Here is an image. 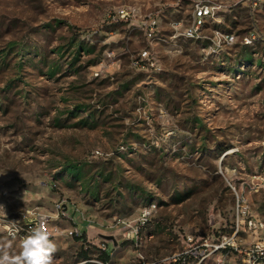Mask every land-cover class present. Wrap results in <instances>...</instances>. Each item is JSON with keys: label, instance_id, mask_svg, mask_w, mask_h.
Masks as SVG:
<instances>
[{"label": "rangeland", "instance_id": "374dc122", "mask_svg": "<svg viewBox=\"0 0 264 264\" xmlns=\"http://www.w3.org/2000/svg\"><path fill=\"white\" fill-rule=\"evenodd\" d=\"M195 1L0 0V204L51 216L58 264L162 259L238 198L264 244V1L207 0L190 38Z\"/></svg>", "mask_w": 264, "mask_h": 264}, {"label": "built area", "instance_id": "2783aa9c", "mask_svg": "<svg viewBox=\"0 0 264 264\" xmlns=\"http://www.w3.org/2000/svg\"><path fill=\"white\" fill-rule=\"evenodd\" d=\"M263 1L253 0V3L257 5ZM217 8L218 5L212 1L196 0L193 23L186 28L184 34L190 38L198 37L205 22L215 15ZM122 14H125V11H122ZM226 38H232V36L227 34ZM3 207L4 210L0 209V228L6 235H8L9 230L14 231L15 240H20L31 229L38 226H42L50 234V238L55 235L56 230L50 226L51 216L48 213L39 209H29L17 218L11 217L7 208L4 205ZM56 208L59 212H63L64 206L62 203H57ZM237 214L240 218V224L232 233L222 234L215 238L208 236L198 241L189 237L186 247L181 251L143 264H264V254L257 250V245L262 243L255 242L251 247L244 250L245 241L241 237V231H246L247 226L249 229L259 231L263 227L262 221L250 218L244 224V218L249 214V210L245 205V200L241 198L237 200ZM146 215L148 213L145 212L143 216ZM76 234H80L79 229H76ZM242 254H246V256L241 257Z\"/></svg>", "mask_w": 264, "mask_h": 264}, {"label": "clouds", "instance_id": "9594fccd", "mask_svg": "<svg viewBox=\"0 0 264 264\" xmlns=\"http://www.w3.org/2000/svg\"><path fill=\"white\" fill-rule=\"evenodd\" d=\"M0 209L4 210L3 205ZM16 239L14 231L0 238V264H58L55 259L56 243L42 226L34 227L19 240V250L13 251V241ZM257 250L264 254V244L257 245Z\"/></svg>", "mask_w": 264, "mask_h": 264}, {"label": "trees", "instance_id": "16d2710c", "mask_svg": "<svg viewBox=\"0 0 264 264\" xmlns=\"http://www.w3.org/2000/svg\"><path fill=\"white\" fill-rule=\"evenodd\" d=\"M78 229H79L80 234L77 235V238H84V235L86 233V228L79 226ZM84 257H85L84 259H88L89 258L87 255H85ZM109 258H110V253H109L108 250H106L104 252L103 256H102V260L104 262H108Z\"/></svg>", "mask_w": 264, "mask_h": 264}, {"label": "crops", "instance_id": "0c3cea01", "mask_svg": "<svg viewBox=\"0 0 264 264\" xmlns=\"http://www.w3.org/2000/svg\"><path fill=\"white\" fill-rule=\"evenodd\" d=\"M78 227L80 226V225H77ZM80 227H82V226H80Z\"/></svg>", "mask_w": 264, "mask_h": 264}]
</instances>
